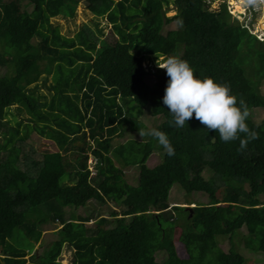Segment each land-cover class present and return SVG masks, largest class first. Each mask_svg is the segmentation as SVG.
Segmentation results:
<instances>
[{
  "label": "trees",
  "instance_id": "trees-1",
  "mask_svg": "<svg viewBox=\"0 0 264 264\" xmlns=\"http://www.w3.org/2000/svg\"><path fill=\"white\" fill-rule=\"evenodd\" d=\"M212 1L87 0L93 18H105L116 34L108 43L98 28L67 37L52 25V18H73L78 0H0V155L16 154L10 164L0 159V264H161L160 231L177 226L186 254L177 264H244L234 245L264 264V38L232 18L226 3L212 9ZM169 5L176 28L162 32ZM159 56L179 57L194 76L226 84L237 106L245 105L256 138L241 149L243 133L224 142L195 118L176 127L162 103L165 70L143 66ZM151 101L161 102L159 114L143 113ZM150 127L166 134L173 155L150 136L111 148L114 138ZM34 136L56 149L38 151ZM153 152L160 160L148 166ZM134 167L136 186L126 177ZM174 184L182 203L193 206L169 203ZM117 188L118 210L105 203ZM92 201L107 206L108 215L89 208ZM57 226L49 253L25 257L15 245L20 233L35 243ZM63 249L72 251L66 263Z\"/></svg>",
  "mask_w": 264,
  "mask_h": 264
},
{
  "label": "rangeland",
  "instance_id": "rangeland-1",
  "mask_svg": "<svg viewBox=\"0 0 264 264\" xmlns=\"http://www.w3.org/2000/svg\"><path fill=\"white\" fill-rule=\"evenodd\" d=\"M23 2V0H22ZM224 2L226 3V8L229 10V13L231 14V17L236 18L239 22H243L247 24L250 29V31L255 34L259 39L264 38V0H214L211 2L210 7L212 9H219L220 4ZM87 6V0H78V3L75 8V16L73 18H62V17H55L50 19L52 25L57 29V31L64 36L67 37H73L76 35L77 32L80 30H83L91 35H95L96 31L98 29H101L103 34L101 35V38L106 40L108 43H113L116 39V34L110 29L109 24L106 23L105 18L98 17V19H94L91 12L86 8ZM175 13V9L173 5L168 6V10L165 12V17H167L164 21L162 32H165L167 30L176 28V24L174 21H171L168 19L171 15ZM94 22H97V25L94 24ZM37 38L33 39V42L36 41ZM165 59H163L162 56L157 57L153 60H145L143 63V66L145 69L153 70L155 67H158L160 64L163 63ZM10 66L9 64H6L5 72L9 73ZM5 73V75H7ZM150 84H153V79L149 80ZM43 93H45V90H40ZM259 99L261 103V112H260V118H264V83L260 86V94ZM161 102L158 101H151L149 102L145 107H143L142 111L143 113L147 115H156L159 114L161 111ZM245 106V105H244ZM11 111L14 112L13 108H11ZM139 133V132H138ZM136 132H126L123 134L122 137L114 138L111 142V148L119 145L120 143L124 142L127 139H145L147 136H139V134ZM34 140L35 148L38 151H54L56 147L51 144V142L45 138L40 137H32ZM161 154L158 152H153L150 154L146 160V164L148 166H152L155 163H157L160 158ZM12 156V157H11ZM16 158V154L11 152L10 150L5 152L4 154L0 155V159L2 161H7L9 164L11 161H13ZM91 158L88 159L87 164L89 165V168L92 170V173L94 172L93 166H92V160ZM136 167L129 169L127 171V182H129L132 185L136 186ZM212 168L207 165L205 166L203 170V175L208 178L211 175H213ZM218 182V181H216ZM123 197V191L121 189H113L112 194L105 199V203L109 208L112 209H120V199ZM188 199H191V197H188ZM186 197L183 194L182 189L178 185H173L169 192L168 201L172 205L177 202H185ZM193 200V198L191 199ZM182 206H193V204H186L182 203L180 204ZM89 208L94 207L96 208L97 212H99L101 215L107 216L108 215V208L102 207L97 202H90L87 205ZM105 206V205H103ZM258 206L251 207V211L254 213V215L259 218L260 212L258 210ZM78 213H82V209L77 210ZM235 216V213L229 214L226 216L227 220H232ZM222 224L219 223L216 226L215 231L218 232L219 229L222 227ZM59 226L43 231L41 234L40 239L33 243L28 240H26L22 234H18V240L15 243V245L18 248L24 249L26 252V256L28 257L30 254L34 253L37 255H44L47 252L49 253L51 242L55 239H58L60 235H57ZM152 231H156L158 229V226L155 223L151 224ZM163 235L161 237L162 239V249L160 251H157L155 253V259L158 263L161 264H177L180 258H183L186 256L184 248L182 244L178 241V236L180 229L179 227H173V228H166L164 231H160ZM219 244L222 248H226L228 246V243L226 239H221L219 241ZM242 245V243L240 244ZM234 248L236 251L240 252L245 258L246 261L244 264H263L262 261H259L257 259L254 252L247 248H243V246L234 245ZM61 262L66 263L69 261L72 251L71 250H62L61 252Z\"/></svg>",
  "mask_w": 264,
  "mask_h": 264
},
{
  "label": "clouds",
  "instance_id": "clouds-1",
  "mask_svg": "<svg viewBox=\"0 0 264 264\" xmlns=\"http://www.w3.org/2000/svg\"><path fill=\"white\" fill-rule=\"evenodd\" d=\"M158 67L164 69L168 77L162 103L171 113L176 127H184L189 118H195L206 129L218 132L224 142L235 140L243 133L247 139H240L241 149L248 140L256 138V133L245 123L247 111L243 102L237 106L226 84L214 82L211 77L194 76L188 62L176 56H168ZM138 134L155 138L168 156L174 154L166 134L157 128L150 127Z\"/></svg>",
  "mask_w": 264,
  "mask_h": 264
}]
</instances>
